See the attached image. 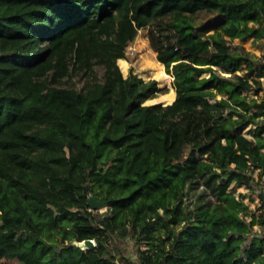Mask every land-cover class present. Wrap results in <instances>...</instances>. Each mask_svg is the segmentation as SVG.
<instances>
[{"label": "trees", "instance_id": "obj_1", "mask_svg": "<svg viewBox=\"0 0 264 264\" xmlns=\"http://www.w3.org/2000/svg\"><path fill=\"white\" fill-rule=\"evenodd\" d=\"M145 26L168 104L117 63ZM245 36L264 49V0H0V264H264V216L230 189L264 190V56L232 50Z\"/></svg>", "mask_w": 264, "mask_h": 264}, {"label": "rangeland", "instance_id": "obj_2", "mask_svg": "<svg viewBox=\"0 0 264 264\" xmlns=\"http://www.w3.org/2000/svg\"><path fill=\"white\" fill-rule=\"evenodd\" d=\"M211 17H213L212 14H209L203 11L194 16L195 18L194 21H195V24H200L206 19H210ZM149 32H150V29L148 26H145L139 29L135 39L127 44L125 48V60L127 61L128 65H127V68L124 71L121 70V72L124 77L127 76L129 72H132V73L137 74L139 77H142L145 80L156 79L158 81V85L161 88H166L167 90L165 93H159L156 96V98L161 96L162 94H169L170 92H172L173 97L170 101L172 102L176 95L174 89L172 88V84H171L172 78L168 76L167 73L166 74L169 78L168 80L163 79V78L161 79L155 78L153 74L151 73L152 72L151 68H149L144 63V59L147 57L157 60L155 57V53L150 45ZM262 43H263V40L255 41L252 37L245 36L242 39L240 38L233 39L231 41V48L234 52L247 53L253 60H255L259 56L260 57L264 56V49L262 47ZM95 71L97 72L98 76H101L102 74L101 67L96 66ZM64 80L65 81L63 85L75 86L77 88L82 85V80L79 77V75H75L71 79H68V80L64 78ZM259 94H262V92H259ZM159 100L160 99H158V101L156 100L146 101L145 103L146 104L159 103V102L162 104L168 103V102H164L161 100L159 101ZM250 127L251 125L246 127L245 130L247 131L248 129H250ZM230 189H236L237 196H239V194L242 195L243 199L247 202V205L250 207L253 213L261 212V198L259 197V194H258L259 188L255 187L253 191H249L248 189L244 187H236L235 185H232ZM198 191H201L204 193V197L206 200L211 199V195L208 193V190L207 191L204 190V187L200 186ZM198 191H196L195 194H192V193L189 194L185 198V202H187L191 207H193V205L196 204V194L198 193ZM97 209L99 212H103V211H106L107 206H103ZM252 232L262 234L264 236V224L254 225L253 229L251 230V233ZM120 247L126 257H129L133 260H137L136 246L134 245V242L131 239H125L123 242H120Z\"/></svg>", "mask_w": 264, "mask_h": 264}, {"label": "bare ground", "instance_id": "obj_3", "mask_svg": "<svg viewBox=\"0 0 264 264\" xmlns=\"http://www.w3.org/2000/svg\"><path fill=\"white\" fill-rule=\"evenodd\" d=\"M117 62H118V65H119V67H120V69L122 71H124L127 68L128 63L125 60V58H120V59L117 60ZM144 63L149 68H151V71H152L151 73L153 74V76L155 78H158V79L163 78V79H166V80L169 79L167 74H166V72L164 71L163 65L160 62H158L157 60L147 57V58L144 59ZM172 94H173L172 92H170L169 94H162L161 96H159L157 98L155 97L153 99H149V100H146V101H155V100L158 101V99H160L161 101L169 103L171 101L172 97H173Z\"/></svg>", "mask_w": 264, "mask_h": 264}, {"label": "water", "instance_id": "obj_4", "mask_svg": "<svg viewBox=\"0 0 264 264\" xmlns=\"http://www.w3.org/2000/svg\"><path fill=\"white\" fill-rule=\"evenodd\" d=\"M171 103V102H170ZM168 104V103H166ZM88 202L93 208H100L104 206V203L98 200H95L93 197H88ZM77 245L81 246L82 248H89L95 245L94 240L92 239H86L81 242H78Z\"/></svg>", "mask_w": 264, "mask_h": 264}, {"label": "built area", "instance_id": "obj_5", "mask_svg": "<svg viewBox=\"0 0 264 264\" xmlns=\"http://www.w3.org/2000/svg\"><path fill=\"white\" fill-rule=\"evenodd\" d=\"M261 212L264 216V190H263V195L261 197ZM116 264H123V263L119 260H116Z\"/></svg>", "mask_w": 264, "mask_h": 264}, {"label": "crops", "instance_id": "obj_6", "mask_svg": "<svg viewBox=\"0 0 264 264\" xmlns=\"http://www.w3.org/2000/svg\"><path fill=\"white\" fill-rule=\"evenodd\" d=\"M254 57H255V56H254ZM259 57H260V56H259ZM259 57H258V58H259ZM256 59H257V58H256ZM252 128H253V126H251L250 129H248L247 131L244 129V130H243V133L246 134L247 136H249V132H250V130H251ZM244 131H245V132H244Z\"/></svg>", "mask_w": 264, "mask_h": 264}]
</instances>
